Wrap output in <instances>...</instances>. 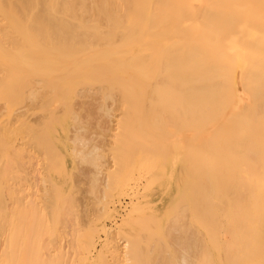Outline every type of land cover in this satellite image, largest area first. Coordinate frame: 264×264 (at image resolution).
Segmentation results:
<instances>
[{"label":"rangeland","instance_id":"rangeland-1","mask_svg":"<svg viewBox=\"0 0 264 264\" xmlns=\"http://www.w3.org/2000/svg\"><path fill=\"white\" fill-rule=\"evenodd\" d=\"M144 1L0 0V264L23 250L33 264H163L173 252L168 221L206 127L156 91L176 10Z\"/></svg>","mask_w":264,"mask_h":264},{"label":"bare ground","instance_id":"bare-ground-1","mask_svg":"<svg viewBox=\"0 0 264 264\" xmlns=\"http://www.w3.org/2000/svg\"><path fill=\"white\" fill-rule=\"evenodd\" d=\"M155 4L159 13L170 6L188 17L177 18L174 12L177 21L174 10L172 19L163 10L168 21L175 20L169 23L170 36L178 31V39L166 40L165 51L157 57L156 91L178 99V120L186 117L190 128L206 127L193 132V138H200L198 145L190 146L197 164L189 172V195L183 194V205L169 218L174 249L163 264H264V0ZM163 21L156 24L159 29ZM217 209L225 217L220 219ZM127 243L124 250L133 260L136 247ZM28 251L20 253L18 262L33 264L25 260Z\"/></svg>","mask_w":264,"mask_h":264}]
</instances>
